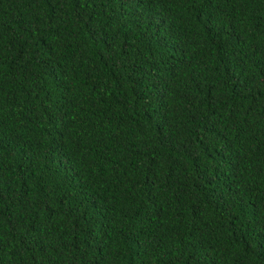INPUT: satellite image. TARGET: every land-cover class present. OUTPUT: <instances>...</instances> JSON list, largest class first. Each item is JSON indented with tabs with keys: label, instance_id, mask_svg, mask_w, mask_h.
Wrapping results in <instances>:
<instances>
[{
	"label": "trees",
	"instance_id": "16d2710c",
	"mask_svg": "<svg viewBox=\"0 0 264 264\" xmlns=\"http://www.w3.org/2000/svg\"><path fill=\"white\" fill-rule=\"evenodd\" d=\"M0 264H264V0H0Z\"/></svg>",
	"mask_w": 264,
	"mask_h": 264
}]
</instances>
